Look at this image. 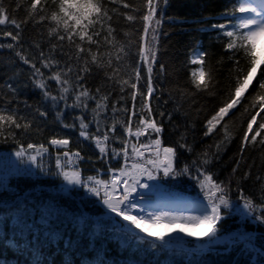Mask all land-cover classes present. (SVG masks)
Listing matches in <instances>:
<instances>
[{"label": "snow or ice", "instance_id": "obj_1", "mask_svg": "<svg viewBox=\"0 0 264 264\" xmlns=\"http://www.w3.org/2000/svg\"><path fill=\"white\" fill-rule=\"evenodd\" d=\"M167 3L168 0H139V5L134 6L128 0H52L50 6L48 0H30L28 18L21 22L11 21L18 31L15 34L11 31L3 33L16 42L15 45L9 43V49L19 47L22 24H27L36 16L40 17V23H48V35L56 43L51 44L47 53L37 44L38 51L32 57L25 55L22 48L16 55L29 65L33 77H36L34 85L41 90L45 100L58 109L57 120L62 121L68 109L80 110L72 123H64L63 127L75 129L78 126L79 136L94 143L99 152L98 158L109 163L114 160L118 166L107 169V179L100 178L104 174L84 177L79 167V161L84 159L80 151L68 150L69 138L53 136L48 145L62 147L65 151L57 152L54 170L46 167L44 159L49 148L32 142L25 145L21 138L33 127L34 120L28 117L46 119L48 111L37 109L36 113L21 115V110L10 106V101H0V142L11 140L15 143L12 152L0 155V160L4 162L0 172V176L4 177L3 188H7L9 176L43 175L60 181L61 193L82 190L84 198L81 203L85 207L92 202L103 209L95 218L77 209L79 214L71 218L78 225L92 229L89 247H94L97 240L104 238L116 240L121 248L128 251L133 246L138 251L173 250L178 244L184 246L188 243L178 235L182 233L184 237L200 242L195 246L197 252H210L215 245H225V251H228L237 244H243L244 252L264 258V246H257L254 232L238 228L225 236L221 227L226 216H237L242 224L264 226V174H257L253 180L254 185H259V201L239 182L234 200L232 180H219L208 167L219 156L220 144L216 145V152H212L209 146L195 160L178 166V148L192 152V147L180 141L167 146L163 143V124L157 115L162 118L165 112L157 113L152 101L156 100V108L160 107L163 93L156 95L154 69L158 63L161 5ZM108 4L113 7L109 8ZM121 8L128 11H121ZM219 15L224 22L212 27L219 30L218 38L225 40V50L232 53L233 69L225 96L204 118L203 135L209 137L222 130L224 141H230L228 120L242 108L244 130L239 148L242 158L249 146L264 147V0H227L224 11ZM113 16L122 17L130 26L139 23L140 27L135 29L134 36L124 33L126 39L121 41L117 39V30L112 27ZM6 21L8 16L3 0H0V25ZM65 43L68 52L63 51ZM2 47L4 45L0 44ZM57 53L63 63L56 59ZM194 55L195 63L205 65L206 53L197 49ZM42 69L48 70L47 77ZM159 71H166V65L160 63ZM100 73H103V81H111L114 87H118L119 99L115 102L111 101V91L106 84L96 87L95 92L85 86L90 75ZM193 76L192 84L198 94L216 95L217 82L211 70L205 71L201 67ZM48 81L55 83L57 94L52 93ZM5 85L13 95L17 93L18 89L11 83L5 82ZM129 98L131 108L127 107ZM69 100L72 102L69 103ZM90 102L95 105L91 109ZM61 103L63 107H60ZM163 103L168 104L169 101ZM109 108L111 115H108ZM120 113L126 120L118 119ZM92 125L95 126L94 132L89 131ZM118 127L122 129L120 135L116 134ZM115 143H119L120 147H113ZM240 166V160H236L233 174ZM181 177L195 181L199 188L197 197H183L173 192L172 186H164L163 182L178 181ZM249 179H253L250 168L243 173L241 181ZM33 198L38 203L30 205L29 200ZM90 198L94 199L90 201ZM10 199L11 206L5 208L9 215L0 217V223L10 221L19 226L21 233L28 229L29 246L33 239L40 240L33 229L48 225L50 220L59 228L68 218L62 209L52 203L43 204L34 194L14 191ZM153 200L155 203H152ZM6 203L0 200V204ZM30 209H35L40 215L39 224H28ZM190 228L200 231L194 232ZM44 236L52 241L60 238L57 231L44 232ZM72 243L70 238L65 239L66 245L71 246ZM8 244L19 247L15 238H10ZM32 264H41V261L34 255Z\"/></svg>", "mask_w": 264, "mask_h": 264}, {"label": "trees", "instance_id": "obj_2", "mask_svg": "<svg viewBox=\"0 0 264 264\" xmlns=\"http://www.w3.org/2000/svg\"><path fill=\"white\" fill-rule=\"evenodd\" d=\"M128 2L134 6L139 5V0H128ZM226 2L227 0H168L167 5H161L163 12L158 32V63L154 69V81L157 88L156 95L161 96V93L163 95L159 108H156V100H153L152 104L157 113L165 112L162 118L157 115V119L163 124L161 137L164 145H175L177 141H180L186 142L193 149L192 152H188L178 148V166L195 160L197 155L209 149V146L212 152H216V145L220 144L219 156L208 167L219 180H232L234 200L237 198L235 188L239 182L246 192H250L259 201L261 197L259 185H254L253 180L257 174H264V147L249 146L243 157H240V139L244 130L242 127L244 117L241 115L243 109L241 108L235 116L228 120L229 133L232 137L230 141H224L222 130L209 137L203 135L204 118L225 96L230 83V71L233 69V60L230 59L232 53L225 50V40L218 38L219 30L212 27L213 24L224 22L219 14L224 11ZM3 4L8 21L0 25V44L4 45L0 48V89H3L0 91V101H10V106L19 108L21 115L25 112L36 113L37 109L48 111L46 119L31 115L28 117L34 120V124L28 134L21 138V142L25 145L28 142L48 144L53 136L69 138V149L79 150L96 163H103L104 160L98 158L99 152L95 149L94 143L79 136L78 126L75 129L63 127L64 123H72L73 117L79 115L80 110L68 109L64 113L63 120H57L58 109L45 100L41 90L34 85L36 77H33L29 65L24 64L16 55V52L22 48L25 50V55L32 57L33 53L38 51L37 44L47 53L51 44L56 43L55 39L48 35V23H40V17L36 16L34 20L22 24L19 30L21 32L19 47L9 49L7 45L9 43L15 45L16 42H13L11 37H5L3 33L11 31L15 34L18 31L11 21L21 22L28 18L27 10L30 7V0H3ZM48 4L52 6V0H48ZM107 6L113 7L111 4ZM121 11L128 10L121 8ZM111 23L119 34L117 39L121 41L126 39L124 33L128 32L134 36L135 29L140 27L139 23L130 26L122 17L117 16H113ZM197 49L206 53V63L203 66L193 60ZM63 51H69L67 43ZM132 51L135 52V48ZM56 59L63 63L59 53L56 54ZM160 63L166 65V71H159ZM37 66L39 67V64ZM201 67L205 71L211 70L215 76L217 82L215 96L210 97L206 93L198 94L194 89L193 74H198ZM42 71L45 77L49 75L48 70L42 69ZM102 76L103 73L90 75L85 86L95 92L96 87L106 84L107 89L111 91V101L115 102L119 99V89L114 87L111 81H103ZM5 82L11 83L18 89L15 95L8 90ZM48 85L52 93L57 94L55 83L48 81ZM165 100L169 103L164 104ZM71 102L69 100V103ZM25 103L28 105L27 108H25ZM139 103L138 98L137 108H139ZM131 105L129 98L127 107L131 108ZM94 106V102H90L89 108ZM60 107H63V103ZM108 115H111V108H109ZM89 119H91L90 112ZM118 119L126 120V117L120 113ZM89 131L94 132L95 126H90ZM121 132L122 129L118 127L116 134L120 135ZM181 135L184 136L183 141H181ZM112 146L120 147L119 143ZM14 147L15 143L11 140L7 143L0 142V150ZM236 160H240L241 166L233 174L232 170ZM110 164L113 167L118 166L114 160ZM249 168L253 179L241 181L243 173L249 171ZM168 182L183 192L199 195V188L195 181L188 177ZM30 194L39 197V201L43 204L52 203L54 207L62 209L67 213L68 218L64 219L63 225L59 228L50 220L48 225L33 229L38 233L40 240L37 242L33 239L31 246H29L30 232L28 229H24L21 233L19 226L10 221L0 223V264H32L34 255L41 261V264H253L250 262L251 254L244 252L243 244H237L228 251H225V245H216L210 252L207 250L187 251L179 246H175L173 250L165 249L157 252L143 249L138 251L133 246L128 251L121 248L114 239L101 238L97 240L94 247H89V234L92 229L78 225L71 218L74 214H79L77 209L80 213H86L93 218L100 215L98 210L85 207L69 194H60L47 189ZM3 201L7 203L0 204V217L9 215L5 208L12 204L10 197ZM37 203L35 198L29 200L30 205ZM30 212L31 219L28 220V224L32 225L33 222L39 224L40 215L35 209H30ZM236 221L237 216H227L221 222L223 234L233 231ZM48 231H57L60 238L55 241L49 240L44 236V232ZM10 238H15L19 247L9 246ZM68 238L73 241L71 246L65 244V239ZM21 241L23 242L20 243ZM259 264H261L260 261Z\"/></svg>", "mask_w": 264, "mask_h": 264}, {"label": "rangeland", "instance_id": "obj_3", "mask_svg": "<svg viewBox=\"0 0 264 264\" xmlns=\"http://www.w3.org/2000/svg\"><path fill=\"white\" fill-rule=\"evenodd\" d=\"M3 153H0V155H2ZM13 159H15V157L13 156ZM3 164H4V162L2 161V160H0V172H2L3 171ZM3 179H4V177L3 176H1L0 177V184L2 185L3 184ZM172 188L174 189V187L172 186ZM184 193V192H183ZM228 236V235H227ZM184 240H186V241H188V243H191V242H194L193 244H196V242L197 243H200V242H198V241H195L194 239H187V238H183ZM204 243H207L206 241H204Z\"/></svg>", "mask_w": 264, "mask_h": 264}, {"label": "water", "instance_id": "obj_4", "mask_svg": "<svg viewBox=\"0 0 264 264\" xmlns=\"http://www.w3.org/2000/svg\"><path fill=\"white\" fill-rule=\"evenodd\" d=\"M189 230L194 231V232H199V231H200V230L197 229V228H190ZM178 235L181 236V237H184L182 233H180V234H178ZM189 238H191V237H189Z\"/></svg>", "mask_w": 264, "mask_h": 264}]
</instances>
